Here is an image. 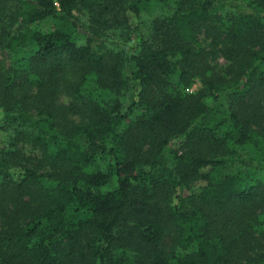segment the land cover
<instances>
[{
	"label": "trees",
	"instance_id": "1",
	"mask_svg": "<svg viewBox=\"0 0 264 264\" xmlns=\"http://www.w3.org/2000/svg\"><path fill=\"white\" fill-rule=\"evenodd\" d=\"M0 52V264H264V0H0Z\"/></svg>",
	"mask_w": 264,
	"mask_h": 264
},
{
	"label": "rangeland",
	"instance_id": "2",
	"mask_svg": "<svg viewBox=\"0 0 264 264\" xmlns=\"http://www.w3.org/2000/svg\"><path fill=\"white\" fill-rule=\"evenodd\" d=\"M155 7L154 6H150L149 8H147V9H144V13L146 14V15H148V16H151L152 15V13L155 11ZM34 26L36 27V28H38V29H40V30H42V31H49L51 28H52V19L50 18V17H48V18H46V19H44L43 21H40V22H38V23H35L34 24ZM201 39H202V41H203V44L204 45H208V40H204L203 39V36L201 35ZM78 38L80 39V38H83V36L80 34V35H78ZM129 43L130 44H132V46L134 45V41H129ZM6 56H5V54L3 53V52H0V58H5ZM216 63L217 64H223L224 63V60L222 59V58H218L217 60H216ZM200 87V83H199V81H195L192 85H191V87L187 90L189 93H192V92H194V91H196L198 88ZM60 99H62L63 101H65L66 100V98H60ZM205 101H206V103H210V98L209 97H207L206 99H205ZM96 166H97V168L98 169H100V170H102V169H104V164L100 161V160H97V162H96ZM38 168H40V170L42 171V172H46L47 170L45 169V167H38ZM48 172V171H47ZM113 183H114V181H113V179L111 180V183H109L108 185H105V186H103L102 187V189H108V188H110L111 186H113ZM172 235H170L169 233H167L166 234V236H165V238H166V244H170L171 243V241H172V237H171Z\"/></svg>",
	"mask_w": 264,
	"mask_h": 264
}]
</instances>
